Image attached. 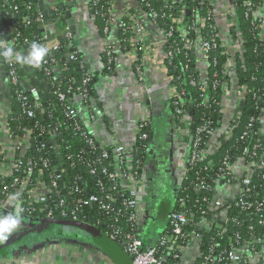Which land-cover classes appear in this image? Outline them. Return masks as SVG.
<instances>
[{
  "label": "trees",
  "instance_id": "trees-1",
  "mask_svg": "<svg viewBox=\"0 0 264 264\" xmlns=\"http://www.w3.org/2000/svg\"><path fill=\"white\" fill-rule=\"evenodd\" d=\"M40 1L43 0H0V40L12 41L15 46L23 47L26 50L30 49L33 42H36L48 48V54L45 57L51 55L49 48L52 44H59V51L55 52L52 57H56L63 64L65 63V53L69 50L65 46L67 40L63 38L62 34V30L68 25L66 4H58L52 14L47 16L43 13L44 6L43 9L40 8ZM229 1L233 5V16L231 17L234 18V24L229 29V36L234 43L237 42L239 45V50L233 54L228 53L227 48L222 45L212 16L213 5L209 0H137L142 11L147 12L151 9L156 13L158 28L164 33H170L164 44L166 53L162 63L169 76L170 85L174 87L175 91L180 92L177 97L171 96L170 111L173 113L175 121L181 127L185 126L182 117L175 112L174 108L175 99L182 98L183 102L180 105L184 107L185 116L189 119L187 134L183 137L187 146L186 159L184 160L185 171L180 179L175 198L172 203H170L171 200L167 202V208H170L167 212L169 214L172 210L186 211L190 220L185 230L195 231L201 236L200 253L192 264H201L211 246L215 251L214 262L226 264L228 261L224 258L217 261L223 250H229L231 244L239 247L255 237L264 235V167L259 166L264 153V135L260 131V117L264 110V36H262V18L255 15L256 9L263 0ZM146 3L149 4L148 7ZM106 6V0H99L98 7L102 9V12L105 11ZM58 11H61V15L58 17L60 23L54 33H51L50 41L52 42H44L46 40L42 38L46 31H43V23L36 22L34 16L37 13H42L43 22L48 25L57 19ZM25 16L29 18L26 21L24 20ZM95 19L101 30H104L108 15L101 13L96 15ZM198 24L201 25L199 31L201 37L197 35L196 31ZM102 34L104 35L103 32ZM128 36L129 32L121 30L119 33V47L123 51H128L132 46L127 41ZM197 39H200L199 48L205 41L210 44L207 57H204L206 59L204 73L197 67L195 52L198 44ZM2 51L0 46V52ZM102 55L104 59L103 71L112 72L116 52L113 51L112 46H107ZM228 61L234 62V81L243 89V96L238 101L229 133L228 135L222 133L218 137L219 145L216 150L203 159H192V154H198L206 148L207 141L211 136L209 133H202L200 141L194 144L192 138L196 135V128L206 125L210 129H215L222 123L224 86L230 83V74L228 75L225 69ZM134 64L135 67L139 64V58ZM66 66L68 69L63 71L61 78L57 82H52L43 68L39 67L35 72L30 73L25 64L16 62V69L20 76H23V84L18 87H10L12 101L8 125L10 131L19 136L24 134L23 129H30L29 146L23 153V157L32 158L39 167L41 159L47 158L49 165H52L55 164L58 157L57 152L51 147L54 143L49 140V134L38 135L39 128H48L49 125H55V123L67 119L64 114V105L66 104L58 99L54 91L59 88L61 90H66L69 87L74 88L73 81L75 80L77 84L81 85L83 76L87 71H90L79 51L76 58L66 63ZM3 67L6 72L7 65L3 63ZM141 68L143 70V65ZM90 77L91 80L87 85L91 96L94 92L96 74H92ZM28 87H37V97L43 105V112L37 113L33 118H27L22 114L21 103L16 100L14 94L17 89L25 92ZM31 101L34 100L31 98ZM94 106L97 108L96 105H91V107ZM57 132L55 145L62 151H65L66 148L71 151H85L83 140L70 127L67 129L59 127ZM146 132L148 133L146 139H141L137 133L135 140V154L142 162L140 175H143V166L155 148L150 122L146 127ZM190 138L191 142H189ZM143 144L147 145L146 149L140 147ZM42 145L44 146L41 147ZM19 153V151H15V157L19 156ZM240 158H243L247 164L250 163L251 166L250 190L243 196L248 205L241 207L236 204L237 198L228 207L230 219L227 224L214 223L210 228L200 227L198 222L202 219H210L212 215L209 202L214 196L217 181L220 179L231 181L230 166ZM1 159L0 154V161ZM63 166L65 169L64 179L68 186L75 182L93 184L95 177L89 175L81 165L72 167L67 161H64ZM35 173V171L32 172L30 176L34 177ZM44 173L46 176L48 170L45 169ZM11 179H8V182ZM92 184L88 187L90 190H93ZM23 195L26 196V194ZM24 206L34 209L21 213V217L24 219L45 216V210L40 212L42 205L26 203ZM89 217L91 223L99 218L103 223L104 219L108 220L95 209L91 211ZM54 224L60 223L55 222ZM97 226L100 231L105 229L104 224ZM176 261H172V264ZM241 264H246V262Z\"/></svg>",
  "mask_w": 264,
  "mask_h": 264
},
{
  "label": "crops",
  "instance_id": "crops-1",
  "mask_svg": "<svg viewBox=\"0 0 264 264\" xmlns=\"http://www.w3.org/2000/svg\"><path fill=\"white\" fill-rule=\"evenodd\" d=\"M91 0H43L45 9L51 14L58 4H66L67 14L74 21V41L81 52L85 65L93 75L96 74L94 92L89 101L77 97L75 105H96L101 113L98 123L90 124L93 132L104 142L122 141L132 144L137 133V121L142 117L150 119L154 150L143 166V175L138 186L142 229L141 238L149 244L155 242L160 227L167 224L169 209L168 200L173 199L179 188L180 179L185 171L187 146L183 137L187 134V124L183 127L175 121L170 111L169 100L172 86L169 76L162 63L164 46L162 33L156 25L147 24L143 39L147 43L148 54L144 56L143 76L138 78L135 73V57L132 51L120 49L119 31L115 26L110 27L107 38H104L100 26L92 14L89 3ZM135 11H140L137 0H128ZM212 5V16L222 45L228 53L239 50L229 36L230 26L234 24L233 5L229 0H209ZM125 7L123 0L110 5L109 14L122 15ZM255 15L264 16V0L256 9ZM116 19V17H115ZM69 25V24H68ZM70 26V25H69ZM200 26V24H198ZM57 28V27H56ZM54 23L45 24L43 31L50 35L56 30ZM8 29V28H7ZM6 29V30H7ZM5 30V31H6ZM264 36V23L262 25ZM4 39L0 40L4 42ZM197 39V67L204 73L206 59L203 57ZM107 46H112L116 52L112 72H105L103 52ZM29 50L23 49L20 54L28 55ZM30 73L36 67L27 65ZM230 74V83L224 86L222 103V123L215 128L206 144L207 155L213 153L219 145L218 137L222 133L228 135L231 120L234 116L243 89L235 79L234 62L228 61L225 66ZM10 85L0 61V154L5 158H13L14 143L9 140L8 117L11 107ZM185 121V120H184ZM260 131L264 135V110L260 117ZM7 162H0V168L8 170ZM231 181H217L212 198V215L203 222V226L211 227L214 223L228 221V203L239 194L242 179L250 173V165L243 158L230 166ZM37 188L31 195L35 198L43 192ZM18 191L11 193L0 205V215L16 213L14 207ZM149 195V196H148ZM218 203V204H215ZM172 206V204H171ZM152 207V209H149ZM20 216H22L19 213ZM49 219L33 220L22 218L21 227L9 238L0 240V263L6 264H128L119 245L111 242L102 233L95 230H82L67 225H55ZM264 236V235H263ZM199 247L195 245L183 250L182 262L192 264L199 255Z\"/></svg>",
  "mask_w": 264,
  "mask_h": 264
},
{
  "label": "built area",
  "instance_id": "built-area-1",
  "mask_svg": "<svg viewBox=\"0 0 264 264\" xmlns=\"http://www.w3.org/2000/svg\"><path fill=\"white\" fill-rule=\"evenodd\" d=\"M118 0H106L107 6L102 9L98 7L99 0H91L89 3L90 9L94 17L101 13L108 15L106 26L103 30L104 38L108 37L110 27L115 26L118 31L129 32L127 41L131 43L130 50L135 56V60L139 58V64L136 65L135 70L138 78H142L143 70L141 66L144 62V56L148 54V47L146 41L143 39L146 31L147 24L156 25V13L151 9L145 12L135 11L128 0L125 2V7L122 15L117 13L111 16L110 5ZM148 7L149 4L146 3ZM57 11V10H56ZM1 15V14H0ZM61 11L57 12V19L54 21L55 28L59 25V16ZM43 14L37 13L34 16L35 21L43 23ZM116 17V19H115ZM264 23V16L261 17ZM28 16L24 17V20H28ZM201 26V25H200ZM200 26H196L197 35L201 37ZM63 38L67 40L65 44L69 50L65 53V63H61L56 57H52L55 52L59 51V44H52L49 48L51 55L45 57L39 67L43 68L45 74L52 82H57L65 69H68L66 63L74 60L78 53L74 41V34L72 33L70 26L66 25L62 30ZM162 44L164 46L166 37L170 33L162 32ZM52 35L45 34L42 38L50 41ZM15 39V38H13ZM49 39V40H48ZM48 40V41H47ZM48 43V44H49ZM1 48L7 47L6 41L1 42ZM210 44L205 41L200 46L203 57H207V52ZM23 47L13 46L14 55L16 52L22 51ZM164 53L165 48H164ZM165 55V54H164ZM0 61L7 65L8 70L6 76L10 87L22 86V78L16 69V60L4 59L0 56ZM141 64V65H140ZM36 67V68H39ZM92 73L87 71L81 80V85L77 84V81H73L74 88L69 87L66 90L56 89L54 93L58 96V99L64 104V114L66 116L65 121H59L55 125H49L48 128L40 127L38 135L43 136L49 134V140L54 144L51 145L52 149L57 152L58 157L55 164L49 165V160L43 158L40 160L41 166L32 158H24L23 153L29 146V133L30 129H23V135L19 136L15 132H8V138L14 143V155L13 158L7 157L1 154L2 159L0 162H7L8 170L6 171L0 168V205L3 204L4 199L18 191L16 195L15 209L20 214L26 211H33V208H27L24 205L26 203H37L42 205L40 212L46 211L45 216L32 217L33 220H58L67 221L73 223H80L90 226L96 229L99 233L105 235L111 242L120 246L122 252L130 259V264H172V261L177 260L174 264H186L182 262L183 250L200 245L201 236L199 233L192 231L188 232L185 228L189 224V218L186 211H171L167 217V224L164 227H160L158 231V237L155 242L149 244L144 241L140 236L142 229L141 210L139 203L138 186L142 175H140V169L142 162L137 158L135 151V140L137 133L141 139H146L148 133L146 127L149 126L150 119L148 117H142L137 121V133L135 140L132 144H126L122 141L104 142L98 135L93 132L90 124L98 123L101 113L95 107L91 105H75V98L79 97L84 101L90 99V92L88 83L91 80ZM25 78V77H24ZM171 96L177 97L180 92L175 91L174 87ZM37 87H28L25 92L17 89L14 94L16 100L21 103L22 114L27 118H33L37 113L43 112V105L40 99L37 97ZM34 101H31V98ZM182 98L175 99V112L182 117L183 122L189 124V119L185 116V109L182 105ZM10 111L6 115H10ZM185 120V121H184ZM185 124V123H184ZM185 124V125H186ZM59 127L71 128L72 131L79 134V137L85 144V151H71L66 148L62 151L61 148L55 145V136ZM214 129L208 128L206 125H202L196 128V135L194 138V144L200 141L202 133L211 134ZM191 139V141H192ZM42 145L41 147H43ZM140 147L147 148V145L143 144ZM15 151H19V156L15 157ZM85 153V155H84ZM207 152L205 149L201 150L198 154H192V159H203L206 157ZM259 166L264 167V153L262 155ZM64 161H67L70 166L74 167L81 165L87 171L89 175L95 177L93 184L82 182L74 183L72 185L66 184L65 181V169L63 166ZM250 165V163H249ZM48 170L45 176L44 171ZM251 170V166H250ZM36 172L33 176H30L32 172ZM12 178V179H11ZM8 179H11L8 182ZM264 180V176H263ZM250 173L242 179V188L239 194L233 199L234 202L237 198L236 204L245 207L248 205L244 201L243 196L250 190ZM92 184L93 190L88 188ZM29 186V188H27ZM39 187L44 189L39 193L37 197H33L31 194ZM23 194H26L24 196ZM212 201V200H211ZM209 202V209L212 208V202ZM228 203L227 208L232 203ZM218 204V203H215ZM95 209L102 214L104 223L101 218L96 219L93 223L90 222L89 216L91 211ZM228 217V221H229ZM206 219H202L198 222V225L202 228H210L203 226V222ZM227 221V222H228ZM227 222L225 224H227ZM105 225V229L100 231L97 229V225ZM214 247H209V253L205 256L201 264H217L214 262ZM199 256V255H198ZM222 258L228 262L226 264H264V236H258L250 240L249 242L235 247L231 244L229 250H223L218 256L219 262ZM6 264V263H1Z\"/></svg>",
  "mask_w": 264,
  "mask_h": 264
},
{
  "label": "clouds",
  "instance_id": "clouds-1",
  "mask_svg": "<svg viewBox=\"0 0 264 264\" xmlns=\"http://www.w3.org/2000/svg\"><path fill=\"white\" fill-rule=\"evenodd\" d=\"M6 43L8 46L0 52V56L6 60L14 57L16 62L27 64L32 67H39L44 57L48 54V48L33 42L30 46L28 55L25 56L19 52H16L14 55L13 42L8 41ZM14 198L15 197H13V199ZM21 223L22 217L19 215V212L0 215V240L6 241L13 232L21 227Z\"/></svg>",
  "mask_w": 264,
  "mask_h": 264
},
{
  "label": "water",
  "instance_id": "water-1",
  "mask_svg": "<svg viewBox=\"0 0 264 264\" xmlns=\"http://www.w3.org/2000/svg\"><path fill=\"white\" fill-rule=\"evenodd\" d=\"M40 4V8L43 9V4H42V1L39 2ZM43 13L46 14L47 16L51 15V11L50 9H43ZM67 17V23L70 25V29L71 31H74V21L73 19L70 17L69 14L66 15ZM191 142V138L189 139ZM53 222H57V223H60V225H67L69 227H76V228H79V229H82V230H95L94 228L90 227V226H87V225H84V224H80V223H73V222H67V221H53ZM96 233H98L97 230H95ZM128 264H130V259H126Z\"/></svg>",
  "mask_w": 264,
  "mask_h": 264
},
{
  "label": "rangeland",
  "instance_id": "rangeland-1",
  "mask_svg": "<svg viewBox=\"0 0 264 264\" xmlns=\"http://www.w3.org/2000/svg\"><path fill=\"white\" fill-rule=\"evenodd\" d=\"M135 57V56H134ZM184 123H187V122H184ZM188 126V125H187ZM150 161V160H149ZM149 196V195H148ZM149 209H152V207H149ZM1 264V263H0Z\"/></svg>",
  "mask_w": 264,
  "mask_h": 264
}]
</instances>
